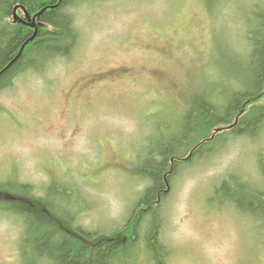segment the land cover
<instances>
[{"label":"rangeland","instance_id":"1","mask_svg":"<svg viewBox=\"0 0 264 264\" xmlns=\"http://www.w3.org/2000/svg\"><path fill=\"white\" fill-rule=\"evenodd\" d=\"M72 9V53L21 72L0 92V264H23L25 224L4 208L6 187L29 188L35 198L47 192L69 229L125 237L114 233L148 183L134 171L149 140L177 133L195 97L216 106L250 78L254 13H264V0H95ZM225 133L200 150L215 152L183 163L166 186V264H264V224L213 193L228 174L247 188L264 186V124L255 136ZM50 186L74 197L57 200ZM136 248L144 255L143 242ZM137 255L111 264L147 262Z\"/></svg>","mask_w":264,"mask_h":264},{"label":"trees","instance_id":"2","mask_svg":"<svg viewBox=\"0 0 264 264\" xmlns=\"http://www.w3.org/2000/svg\"><path fill=\"white\" fill-rule=\"evenodd\" d=\"M90 1L95 0H0V92L13 85L21 72L40 71L54 58L72 53L79 39L72 8ZM13 14L17 15L16 19ZM254 14L258 30L250 38V78L216 106L209 99L205 101L204 96L195 97L185 109L177 133L160 139L159 143L154 137L149 140L147 151L134 171L148 183L132 207L126 224L114 233L119 235L123 230L125 237L118 236L113 242L109 241L111 234L94 237L80 228L69 229L72 221L67 215L62 218L61 213L57 215L51 211L52 206L57 208V205L47 200L46 191L44 198H35L26 187L3 190L12 197L4 208L14 211L25 224L23 264H37L38 260L47 264H111L118 257H131L132 253L144 256L148 262L144 260L145 264H166V248L159 238L162 222L159 209L175 171L183 163L215 152L212 148L210 154L201 155L200 150L220 133L255 136L264 124V102H260L264 101V13L256 10ZM220 124L225 126L218 127ZM153 141L156 143L152 144ZM263 166L260 169L264 180ZM238 178L228 174L215 186L216 203L229 204L264 224V186L247 188L249 184L245 181L246 184H238ZM230 184L234 187L230 188ZM13 188L16 193L10 192ZM65 189L50 186L46 190L49 194L54 192L51 196H56L57 200L68 201L74 196L61 197L59 192ZM36 214L43 218L33 217ZM33 219L37 224L32 225ZM143 224L144 232H141ZM90 238L95 239L92 245ZM138 242H143L144 255L136 248Z\"/></svg>","mask_w":264,"mask_h":264}]
</instances>
